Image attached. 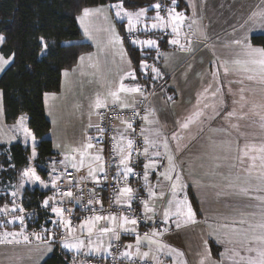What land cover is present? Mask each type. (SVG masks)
Returning <instances> with one entry per match:
<instances>
[{
    "label": "crops",
    "instance_id": "crops-1",
    "mask_svg": "<svg viewBox=\"0 0 264 264\" xmlns=\"http://www.w3.org/2000/svg\"><path fill=\"white\" fill-rule=\"evenodd\" d=\"M193 1L194 6L197 7L195 10L190 7ZM185 2L188 5L186 8H177V11L184 12L187 17V22L185 21L182 28V32L186 34V39L182 36L181 43L194 49V51H182L179 46H174L170 43H168L166 49L159 50L166 55L167 59H157L159 65L157 64L156 68L163 73V78H157L156 86L149 91L150 111L148 113L149 119L158 121V124L149 125L147 123V128H151L153 132L161 131L169 136L172 132H184L180 136L185 138L184 144L186 146L184 151L181 152L180 150L177 153L172 151V153L175 156L176 169L182 174L183 182L188 187H192L197 196L201 197V200L198 199L201 215L199 216L195 213V219L198 225L200 224L201 226L199 225L200 229L196 232L185 231L184 227L177 230L173 228L175 224L170 220V230L167 229L165 234L155 237V239L170 246V248L177 250L172 256L161 254L160 259L163 264H198L200 246H203L207 239L224 241L223 243H218L223 249H235L240 256L249 255L243 250L241 243L244 237L233 232L231 228L239 227L241 219H246L249 223L255 224L260 222L262 216H264V201L255 198L256 196H264V181L258 178L260 169L255 168L251 172L248 171L251 166L250 157L254 154L259 158L260 153H253L249 149V157L244 158L243 163H240L238 159L242 155L245 144L257 148L264 144V119H262L264 118V83L247 79H244L242 85L235 82L229 83L243 77V74L237 72L236 66L231 63L234 59L239 58L241 51L240 46L232 42L236 39H242L245 35L239 33L242 30L237 31L233 26L238 20L234 18L238 9L224 12V9L218 7V0H204L205 4L202 8L204 10L201 11V0H185ZM111 4L115 3L100 4L87 8L107 7ZM123 10L135 12L139 9L129 10L123 8ZM82 13L83 10L77 16V22L83 35L82 40L91 44L92 49L81 55L85 57L83 61L79 59L72 68L63 71L59 91L47 92L44 95L46 114L51 121V130L46 136L53 141V148L56 153L58 151L64 152L69 147L78 146L89 135H96L87 126L89 123V112L92 111L90 105L94 103L97 96L101 98L108 97V103L111 105L112 100L108 94L111 90H115L120 82H123L126 86H134L136 83L130 78H124L130 69H135L125 38L126 35L129 39V34L126 31L127 18L119 21L115 17L114 11H105L85 18L84 23L81 24L79 17L82 16ZM152 13V15L150 13L148 15H155L154 12ZM105 16L108 19H105ZM241 16L249 17L248 11L241 12ZM186 24L188 27H185ZM189 25H191V28H189ZM85 26L88 27L91 38L84 33ZM110 27L114 28L115 32L123 39V49L126 52L125 59H121L120 45H109L108 43L110 33L107 29ZM141 27H143V23L137 26L138 29ZM168 31L170 32L171 30L168 29ZM257 33L260 32L253 34ZM164 38L170 41L173 37H163L155 32L143 31H138L131 36V39L158 40L159 48L161 40ZM142 50L151 49L145 47ZM129 58L131 59V65L126 62ZM224 61L229 62L230 71L227 75L223 71ZM217 70H219L218 79L212 75ZM65 71L68 72L67 76L64 75ZM210 84L212 89L208 93H204V89ZM216 87H221V92L216 97H213L211 91ZM242 87L245 89L243 93L240 92ZM229 89H231L230 92ZM135 95L136 93L122 94V98L130 105H133ZM168 96H171L172 100H168ZM241 96H243V99H241ZM198 99L200 100V107L203 108L205 104L210 105V107L205 109V117L213 115L214 109L212 106H214L216 111H220L221 115L216 119H204L203 123L197 122L190 125L187 130L179 129L176 122L182 121L184 117L195 111L193 106ZM221 99L224 101L223 105L220 103ZM234 101H237V103H234ZM233 110H235L236 115L231 119H224L226 113ZM2 111L0 115V144L19 142L22 145H26L23 142V134L20 135L17 128L20 118L24 117V115L20 116L16 122L9 124L5 120L3 103ZM25 120L28 122V118ZM91 122L96 123L95 114L91 116ZM233 124L238 125V129L232 128L231 125ZM27 125L26 127L29 128ZM195 128H197V131L194 133ZM190 129H192V134ZM221 129L224 131H221ZM16 134L19 135L17 136ZM189 135L191 138H189ZM12 137L16 139L12 140ZM9 141L11 142L9 143ZM36 141L38 145L39 139L36 138ZM170 143H173V141H170ZM57 145H60L59 149ZM27 146L31 148L30 144ZM97 147L102 148L101 144H98ZM60 159L61 156L56 155L53 161H59ZM34 161L31 160L22 170L29 167L34 168L36 175L47 183L46 177L39 173ZM257 164H259V159H257ZM60 167L62 165L57 164V168ZM160 170L164 169L161 168ZM73 171L77 179L81 180V177L87 175L88 169ZM19 179H21V172ZM149 180L152 186L157 188V193L163 191L165 195L163 199L156 198L151 200L143 189L144 200L149 199L156 209L155 220L157 223L154 224L152 220L140 223L137 232L141 240H143L144 234L151 236L154 231L164 228V225L159 223V221L163 217V212L168 209L169 202L173 200L167 181L159 177H153L151 174L149 175ZM15 184L14 182L6 183L4 187L0 186V191H13L15 190L14 187H9V185L15 186ZM67 184L64 185V189L69 187ZM24 188H38L42 191H48V188L43 189L44 187L41 185L30 182L25 183ZM243 189L248 190L247 195L243 194ZM257 189H261V191H257ZM50 190L42 200L50 196H55L56 200L61 199L60 196L56 195L58 189L53 190L50 188ZM73 192H75V188H73ZM117 195L116 191L113 201H115ZM101 201H103L104 209L102 214L106 215L108 214L106 212L108 207L107 196L102 195ZM52 203L54 201H50V204ZM62 206L71 209V212H66L65 216L71 218L73 226L77 227L75 236L85 239L86 246L80 252L65 249L62 246L66 236L65 230L60 227V230L55 232L51 229L52 226L50 227L49 223L47 229L55 233L54 239L51 237L45 241L29 239L30 242L24 243L21 237H17L20 241L19 243H0V264H42L57 246L63 253L68 255H79L83 252L89 253L88 241L85 235L79 231L78 225L81 219L92 215V213L84 211L80 205L67 202L66 198ZM191 207L193 208V205ZM96 208L99 210L100 205L97 204ZM97 214L101 213L98 211ZM51 215L50 220L57 219L54 214L51 213ZM173 220H175V217H173ZM225 224L230 227H223ZM9 228L5 229L8 230ZM7 230L0 229V233ZM11 230L13 229H9L7 232H11ZM42 235L48 234L43 233ZM9 239L11 238L9 237ZM120 239L125 246V250L127 245H132L131 250L135 252L137 244L136 234H125L121 231ZM201 239L203 242H201ZM249 239H251V234ZM228 241H231V243H228ZM49 242L51 243V251H48ZM104 243L107 244L106 239ZM254 246L259 247V245ZM155 248L156 245H152V255H150L148 260L156 263L152 258L156 254ZM112 250L110 255L107 253L100 254L105 259L100 264H111ZM140 251H150L146 241L141 244ZM184 251L187 255L184 254ZM179 253H183V255L181 256ZM232 253V251H228L227 255L231 257L234 255ZM250 255L254 256L255 253ZM211 259L217 260L213 256ZM210 263L212 262L210 261Z\"/></svg>",
    "mask_w": 264,
    "mask_h": 264
},
{
    "label": "snow or ice",
    "instance_id": "snow-or-ice-1",
    "mask_svg": "<svg viewBox=\"0 0 264 264\" xmlns=\"http://www.w3.org/2000/svg\"><path fill=\"white\" fill-rule=\"evenodd\" d=\"M179 6V0H168V3L156 2L154 4L148 5L147 7H141L138 11L128 12L123 10V0L120 2L105 6H99L96 8H84L82 16L79 17L81 24L84 23L85 18L91 17L95 14L103 13L105 11H114L115 17L119 21H123L127 18V33L129 34V42L133 46H139L142 50L147 47L148 49L156 50L157 57L159 59H167L166 55L159 51L158 40L147 39H131V36L138 32H155L160 36L167 37L172 36L173 38L169 41L165 39V43H170L174 46H179V49L182 51H194V49L187 47L185 44L181 43V37L183 36L186 39V34L182 32V28L185 24L187 17L182 11H177ZM154 12L155 15L149 16V12ZM163 13V15L161 14ZM259 16L261 19L258 21L253 20V17ZM108 19L107 16L104 17ZM253 20V25L250 26V29L246 31L242 39H236L232 43L239 45L241 51L239 53V58L234 59L231 63L236 66V71L243 74L241 79L236 81H230L229 83H238L243 84L244 79L249 81L258 80L261 83H264V43L259 45L253 44V33L260 32L262 37H264V12L253 13V16L249 18ZM151 22V23H149ZM143 23V28L138 29L137 26ZM191 28V25H189ZM168 29L171 31L169 32ZM107 31L110 33L108 43L109 45H120L121 46V59H125L126 52L123 49V39L115 32L114 28H109ZM84 33L86 36L91 38V33L87 26L84 28ZM41 48L43 49L42 55L48 50V44L45 42L43 37H40ZM5 40L3 35H0V44ZM14 58V56H13ZM79 59L83 61L84 56H80ZM131 65V59L126 61ZM12 63V60L0 56V73L4 72L6 67ZM228 61H224V74L227 75L230 71L228 67ZM139 68L142 75L147 76L148 69H151L155 73L156 78H163V73L154 66L147 64L146 60H142L139 63ZM136 69H130L124 78H130L132 81H136ZM65 76L68 75V72L65 71ZM213 77L219 78V70L212 73ZM151 78V77H149ZM123 79V78H122ZM212 89L210 84L207 88L204 89V93H208ZM231 89H229V92ZM245 89L242 87L240 92L243 93ZM221 92V87H216L211 91V95L216 97ZM129 93H141L143 94V89L138 82L134 86H126L123 82L118 84V87L115 90L109 92L111 97L112 104L111 106L108 103V97L101 98L97 96L94 103L90 105L92 111L89 112V123L88 128L93 130L96 135H89L86 137L85 141L79 144L76 147H69L64 152H57V155L61 156L59 161H53L51 167V183H45L41 180L40 176L36 175L35 169L29 167L28 169L21 170V179L18 182V186L9 185V187H14L16 190L8 192L6 195L12 198L11 204L12 207L9 208L7 205L0 207V215L7 216L13 214V219L6 221L9 224H17L21 229H26L27 225L25 224V217L23 215H14L17 211L22 212V198H23V188L25 183L39 184L44 188H58V182L66 180L69 187L67 189L59 190L56 195L60 196V200H56L55 196H50L47 199L42 201V207L46 210H49L54 214L57 219L48 221L49 223L55 224L57 227H62L66 236L62 242V246L68 250H75L80 252L86 245L85 239H80L75 236L77 232V227L73 226L71 218L65 216V213L71 212V209L63 207L65 203V198L67 202L75 203L80 205V207L86 211L91 212L92 215H88L81 219L78 229L85 235L86 240L88 241L89 254L98 253V254H111L112 247L114 243L120 240L121 231L125 234H136V250L133 252L132 245H127L126 250L121 254L124 259L130 261V264H140V260L143 259L146 264L151 253L152 245H156L155 255L152 258L156 261V264H163V261L160 259V255L164 254L167 256H172L173 253H176L175 248H170V246L160 242L155 237L162 236L165 234L169 228V221L171 220L176 228H180L182 225L189 223H196L195 212L191 207V202L187 199L186 194L183 199H176L179 193H184L187 185L183 182L182 174L179 173L175 165V156L172 153V148L170 147V141H176V149L179 150L178 141L182 139L177 132H172L171 135H165L161 131L153 132L151 128H141L139 135L141 136V144L138 146L136 141L132 138V134H135V128L133 126L134 121H126L125 128L123 129H113L108 126H102L100 123H92L91 116L93 114L100 117L103 120L104 115L110 109L122 108L128 109L132 107L133 117L139 118L142 121H147L149 125L158 124V121L149 119L148 115L140 116L138 112L135 111L134 105H130L122 98V94ZM2 98L3 92H0V111H2ZM168 100H172L171 96L167 97ZM243 99V96H241ZM220 103L223 105L224 101L221 99ZM237 103V101H234ZM195 111L190 115L184 117L182 121H178L177 126L179 129L187 130L190 125H193L197 122L203 123L204 119H216L221 115L220 111H216L214 106L213 115L210 117H205V109L210 107V105L205 104L200 107V100L198 99L196 104L193 106ZM100 110H104L101 112ZM154 115V113H153ZM236 115L235 110L228 111L224 116V119H231ZM264 119V118H262ZM24 118H20V124L17 126L18 130L23 134V142L26 145L31 146V160H35L38 156L36 151V136L35 134L24 125ZM232 128L238 129V125H231ZM118 132L119 135H110V149H111V163L107 167L115 169V175L113 176L116 184L123 183L124 186L117 188L116 191L118 195L114 201L115 205L123 207L127 210H131L133 201H139L140 197L137 195V191L130 186H128L127 181L130 177H142L143 179V189L146 191L148 197L151 200L156 198L163 199L165 193L160 191L157 193V188L152 186L149 180V175L153 177H159L164 181L169 183V187L172 192L173 200L169 202V207L163 212V217L159 221L164 225L163 229L154 231L151 236L144 234L143 240H141L137 229L142 221L146 222L152 220L153 223H157L155 220L156 209L150 203L149 199L142 201L143 212L142 219L136 217H130L128 215L120 216L116 213L102 214L103 201L99 200L96 194L95 188L90 189V199L85 205L82 203V196L75 197L73 188H78L80 193H83V188H80V182L83 180L90 181L96 185H101L108 178V171L104 161L103 148H98V144H103L105 140V132ZM221 131H224L221 129ZM15 140V137L11 138ZM11 141H9L10 143ZM57 148H60V145H57ZM249 149L251 152H259V158L256 155L250 157L251 166L248 169L251 172L252 169L259 168L260 176L258 177L264 181V144L259 148L255 146H250L245 144V148L242 151L241 157L238 159L240 163L244 162V158L249 157ZM94 150V151H93ZM136 156L138 159V166L142 168L140 173L135 172L133 167V156ZM142 158V159H140ZM257 159H259V164H257ZM11 164V161L9 160ZM57 164L62 165V167L57 168ZM14 168V165H12ZM85 168L88 169L87 175L81 177V181H76L73 176V171H82ZM163 168L164 170H160ZM243 194L247 195L248 190L243 189ZM261 191V189H257ZM258 200L264 201V196H256ZM50 201L54 203L50 204ZM123 201V203H122ZM99 204V210L96 208V205ZM174 205V209H173ZM99 213L101 214H97ZM175 217V220H173ZM235 223V222H234ZM239 227H232L231 230L236 234L244 237L241 241L243 245V250L249 255L240 256L239 252L235 249H226L225 253H221L222 258H229L233 260V264H264V216H262L260 222L252 224L249 223L246 219H241L239 221ZM3 222H0V227H3ZM223 227H230L225 224ZM41 233H46L48 235H42ZM41 233H33L37 241L49 240L50 237L54 239L55 233L50 232L47 228H41ZM251 234V239L249 235ZM9 237L11 239H9ZM17 237H21L24 242H30L29 236L22 232H3L0 233V243H19L20 241ZM95 238V239H93ZM105 239L107 244L104 243ZM147 242L149 247V252H141L140 246L143 242ZM217 243H223L224 241L217 240ZM231 243V241H228ZM254 245H259L254 246ZM205 249L207 255L201 260L200 264H205L206 260L210 259V249L207 246L205 241ZM51 243L49 242L48 251H51ZM228 251H232L234 255L228 257ZM252 253L256 255L253 257ZM183 255V253H179Z\"/></svg>",
    "mask_w": 264,
    "mask_h": 264
},
{
    "label": "trees",
    "instance_id": "trees-1",
    "mask_svg": "<svg viewBox=\"0 0 264 264\" xmlns=\"http://www.w3.org/2000/svg\"><path fill=\"white\" fill-rule=\"evenodd\" d=\"M149 1L123 0V5L134 10L148 5ZM118 2L120 0H0V35L5 37L0 53L12 60L0 74L4 116L9 124L16 122L22 115L27 116L29 128L39 139L36 146V165L44 177L48 171L40 164L52 162L57 155L53 141L46 136L51 130V121L46 114L44 95L59 91L63 71L72 68L84 52L92 49L91 44L82 40L77 16L84 8ZM40 37L48 44V50L43 55ZM125 38L138 82L143 81L147 83V89H152L157 81L152 77H143L139 63L146 60L159 65L156 50H141L130 44L126 35ZM165 39L167 38L161 40L159 50L168 47ZM252 42L255 45L264 43V37L261 33L253 34ZM0 151V186L4 187L9 182L17 183L21 170L30 162L29 149L14 142L0 144ZM48 192L38 188H26L23 204L30 212L27 216L28 229H40L43 225H49L44 221L46 213L39 202ZM7 193L5 190L0 191V207L11 204L12 198ZM34 209L38 212H33ZM212 249L215 256L216 246ZM42 264L68 263L55 249Z\"/></svg>",
    "mask_w": 264,
    "mask_h": 264
},
{
    "label": "built area",
    "instance_id": "built-area-1",
    "mask_svg": "<svg viewBox=\"0 0 264 264\" xmlns=\"http://www.w3.org/2000/svg\"><path fill=\"white\" fill-rule=\"evenodd\" d=\"M149 89L147 87L143 89V94L141 93H136L135 95V101H134V107L135 111L139 113V115L145 116L148 115L150 111V106H149ZM111 106V105H110ZM103 112L104 110H100ZM133 109L132 107H129L128 109H122V108H116V109H110L106 112L104 115L103 120L100 119L99 116L96 115V123H100L102 126H108L113 129H123L125 128V122L126 121H134V128H135V134H132V138L136 141L137 145L139 146L141 144V136L139 135L141 128L147 129V121H142L139 118H134L133 117ZM105 140L104 143L101 144V147L104 149V157H105V163H106V168L108 171V178L106 181H104L101 185H96L90 181L83 180L81 181L80 179H77L75 172L73 171V176L75 177L76 181H81L79 187L83 188V193H80L79 189L76 191V197H81L82 196V203L87 204L90 197L89 190L95 188L96 194L99 200L102 199V195H106L108 198V207L106 209L107 213L110 212H115L118 215H128L130 217H136L138 219H142V201L144 200L143 196V181L141 177H130L127 181V184L134 189V191H137V195L140 197L139 201H133L132 203V208L131 210H127L123 207H119L114 204V197L116 194V189L124 185L123 183L116 184V182L113 179V176L115 175V169L111 167H107L108 164L111 163V149H110V140L109 137L110 135H119L118 132H105ZM142 159V158H140ZM133 167L135 172L140 173L142 171V168L138 166V159L134 155L133 156ZM66 180H62L58 182V187H61L63 185H66L67 182ZM40 202V201H39ZM33 212H38V210L34 209ZM1 216V215H0ZM49 214L45 215V220L46 218H49ZM44 220V221H45ZM35 232V229H31L30 232H28L29 238H32L34 235L33 233ZM58 253L64 257V259L67 261L68 264H70V260L68 257H66L65 253L59 249V246H57ZM125 251V246L120 239L113 245V250H112V255L110 262L111 264H130V261L127 259H124L122 257V253ZM74 254H70L69 256L73 257ZM74 258H77L81 261H83V264H97L101 260L103 261L104 258L102 256H99L97 254H89L86 252H83L79 255H76ZM140 264H146V262L141 259ZM147 264H156L152 260H148Z\"/></svg>",
    "mask_w": 264,
    "mask_h": 264
},
{
    "label": "rangeland",
    "instance_id": "rangeland-1",
    "mask_svg": "<svg viewBox=\"0 0 264 264\" xmlns=\"http://www.w3.org/2000/svg\"><path fill=\"white\" fill-rule=\"evenodd\" d=\"M148 1V0H147ZM150 3L148 4V5H151V4H154V3H156V2H158V0L157 1H154V0H150L149 1ZM159 2H162V3H165V4H167L168 3V0H159ZM204 0H201V11L202 10H204V9H202L203 7H204ZM212 4H213V1H212ZM148 5H146V6H144V7H147ZM185 5L186 6H188L187 5V3L185 2V0H181V1H179V6L177 7V8H185ZM218 7H220V8H222V9H224L223 11L225 12V11H227V10H237L238 9V11H236V14L237 15H235V19H238L237 20V22L235 23V25H233L234 27H235V29L237 30V31H239V30H242V32H239V33H242V34H245L246 33V31H248L249 29H250V26H256V25H253V20H256V21H258L261 17H259V16H256V17H253V20H250L249 18L250 17H252L253 16V13L255 12V13H260V12H264V0H218ZM249 5V7H247ZM190 7L191 8H193V10H195V8H197V7H195L194 6V1L191 3V5H190ZM123 8H125L124 7V5H123ZM125 9H127V8H125ZM137 9H140V8H137ZM137 9H134V10H137ZM243 11H248V14H249V17L248 16H241V12H243ZM151 15L153 14L151 11L149 12ZM162 15H163V13H161ZM233 18V19H234ZM187 22V21H186ZM185 27H188V25L186 24L185 25ZM141 28H143V27H141ZM157 34V33H156ZM258 34V33H257ZM158 35V34H157ZM160 36V35H159ZM157 37V36H156ZM128 38V37H127ZM158 38V37H157ZM0 56H3L1 53H0ZM5 58V57H4ZM11 60V59H10ZM147 64H149V65H151V66H154V67H156L157 66V64L158 63H153V62H147ZM150 72H151V74H150ZM140 73H141V71H140ZM1 74V73H0ZM152 75V76H151ZM146 77V75H143V77ZM143 77H141V78H143ZM147 77H152V79L154 80V81H156V76H155V73H153L152 71H151V69H148V71H147ZM139 80L136 78V82H138ZM142 83H139L140 84V86L142 87V89H145L146 88V85H147V83L145 84L143 81H141ZM0 92H2V90H0ZM2 103H3V98H2ZM2 112L3 111H0V115L2 114ZM27 116L26 115H24V121H23V123H24V125L26 126L28 123L26 122V120L25 119H27L26 118ZM19 124H20V121H19ZM28 126V125H27ZM199 130H201V129H199ZM197 131V128H195L194 129V133ZM1 132V131H0ZM20 135H22V132H18ZM177 133H178V135L179 136H182L181 135V133H184V132H179V131H177ZM190 133L192 134V129H190ZM7 134V133H6ZM15 134V133H14ZM19 134H16L17 136L19 135ZM1 136V135H0ZM8 137H9V134H8ZM189 138H191V136L189 135ZM176 141H173V143H170V146H171V148H172V151H173V153H177V152H179L180 150H181V152L182 151H184V149H185V138H182V139H180L179 141H178V143H179V150L177 151V149H176ZM25 148H28L29 149V158L31 157V148L30 147H28L27 145H23ZM1 153L0 154H2V151H0ZM1 162V161H0ZM35 166L37 167V165H36V159H35ZM40 166L43 168V169H45L46 171H48V173H47V176H46V181H47V183H51V179H50V177H51V167H52V164H51V162H49V163H47V164H40ZM19 181H20V179H19ZM18 181V182H19ZM18 182L15 184V186H18ZM68 185V184H67ZM65 188V186L63 185V186H61V187H58V188H56V189H58V191H59V189H64ZM15 189V188H14ZM43 189H45V188H43ZM52 189V188H51ZM16 190V189H15ZM25 188H23V198H22V201H21V203H22V207H23V211L22 212H20V211H17V213H15L14 215H23L24 217H26L25 218V224L27 225V216L29 215V210H26L25 209V207H24V204H23V201H24V198H25V195H24V193H25ZM54 190V189H53ZM44 191H46V190H44ZM48 191L50 192L51 190H50V188H48ZM76 191H77V189L75 188V192H74V196L76 197ZM185 194H186V197H187V199L191 202V206L193 205V210H194V212L195 213H197V215H201V209L199 208V205H200V203H199V200H201V197H199V196H197V194L195 193V190L192 188V187H188L187 186V188L185 189V192L184 193H179L178 195H177V197H178V199H182V198H184V196H185ZM43 199V198H42ZM40 200V205H42V201L43 200ZM199 199V200H198ZM7 206L9 207V208H11L12 207V204H7ZM41 209H43L44 211H45V213L46 214H49L50 216H49V218H46V220H45V223H49L48 221H51L50 219H51V217H52V215H51V212L49 211V210H46L45 208H43L42 206H41ZM13 219V214H9V215H7V216H3V215H1L0 216V222H3V224H4V226L3 227H0V229H4V230H7V229H5V228H8V227H10L9 229H13V230H11V232H17V233H19V232H24L25 234H27L28 232H30L31 231V229H28V227H26V229H21L20 227H19V225H18V223L17 224H9V223H6V221H9V220H12ZM200 225V224H199ZM199 225H198V222H196V223H189V224H186V225H182L181 227H184L183 229H185V231H190V232H196V231H198V229H200L199 228ZM43 226H45V225H43ZM50 227H51V229H53L55 232L58 230H60V227H59V229H58V227H56V225L55 224H52V223H50V225H49ZM201 226V225H200ZM46 228L48 227V226H45ZM45 227H43V228H45ZM180 227V228H181ZM170 228H171V225H169V228H168V230H170ZM173 228L174 229H177V230H179V228H176L175 227V225H173ZM8 229V230H9ZM7 230V231H8ZM34 233H41V230L40 229H35V232ZM41 234H43V233H41ZM28 235V234H27ZM30 240H36L35 239V237L33 236L32 238H29ZM201 242H203L202 241V239H201ZM207 246L209 247V249H210V252H211V255L214 257V258H216L217 260H214V259H211L212 258V256H210V259L209 260H206L205 261V264H233V260L232 259H229V258H221L222 256H221V253H225V251H226V249L224 248H222V246H220L217 242H216V240H213V239H207ZM24 243H28V242H24ZM213 246H216V248H217V254L214 256V254H213ZM1 248V247H0ZM200 248H201V251H200V253H199V262H198V260H197V263L198 264H200V262H201V260L207 255V252H206V250H205V244L202 246H200ZM182 252V251H181ZM184 254L185 255H187V253L184 251ZM228 254V253H227ZM232 254H234V253H232ZM77 254H74L73 255V257L72 256H69L68 254H66L65 256L66 257H68V259L70 260V264H83V261H81V260H79V259H77V258H74L75 256H76ZM97 255H99L100 256V254H97ZM256 255V254H255ZM254 255V256H255ZM228 256V255H227ZM253 256V257H254ZM229 257V256H228ZM232 257V256H231ZM220 258V259H219ZM105 260V259H104ZM210 261L212 262V263H210ZM102 262H104V261H100L99 263L97 262V264H100V263H102Z\"/></svg>",
    "mask_w": 264,
    "mask_h": 264
}]
</instances>
